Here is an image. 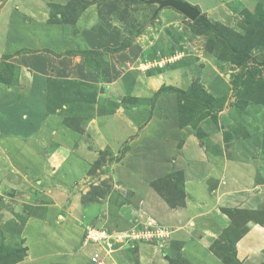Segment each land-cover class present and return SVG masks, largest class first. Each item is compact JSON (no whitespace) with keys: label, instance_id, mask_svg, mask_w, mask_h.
<instances>
[{"label":"crops","instance_id":"crops-1","mask_svg":"<svg viewBox=\"0 0 264 264\" xmlns=\"http://www.w3.org/2000/svg\"><path fill=\"white\" fill-rule=\"evenodd\" d=\"M73 1L85 5L82 8L76 6V17L69 20L67 16L75 7L72 0H0V65L8 63L14 78L3 79V68L8 67L3 66L0 75V144L7 143L8 138H15L9 142L11 144L18 142L17 147L9 148L16 161L13 167L18 173H24V170L32 173L27 165L41 155L38 154L40 149L36 150L39 143L43 144L39 166L45 165V157L55 153L65 159V166L70 171L80 166L79 159L92 161L104 152L120 153V157L109 163L106 161L98 169L97 180H114L112 187L91 201L81 199V203L80 198L90 186L86 183L78 188L73 180L54 181L51 178L58 169L57 164L54 158L48 162L43 179L48 181L45 185L55 197L50 203L39 204L44 206V212L31 213L24 219L20 236L27 240L30 248L22 260L13 264H94L91 256L100 249L84 241L87 229L96 226L115 232L124 224L132 239L130 231L134 225L141 228L137 232H142L146 225L149 232L159 227L162 236L152 237L146 244L142 237H135L132 245H120L108 252L101 250L105 257L110 255L109 259L115 264H171L172 255L185 264H230L216 253L214 246L222 233L233 227L239 209H243L240 213L252 212V216L246 217L242 231L233 227L241 231L233 241L235 264H261L264 261V221L254 215L264 207V163L256 169L258 159L252 155L258 153L254 133H264V104L249 101L255 105V110L243 114L249 135L234 140L230 158L207 150L199 144L190 123L180 121L178 91L166 89L154 98V103L144 102L162 85L187 91L192 83L191 76L206 77L204 70L199 72L198 66L190 63L186 73H180L176 68L179 66H174L146 74L155 66H151V60L144 62L146 58L143 59L141 54L145 53L146 46L136 37L123 50L109 54L110 62L112 59L114 64L118 63L115 64L117 73L113 74L118 78L107 77L104 82L108 88L104 94L107 100L112 99L120 106L114 111L98 113L95 104L97 81L91 77L85 59L67 51H102L119 46L121 37L108 24L110 20L104 19L103 12L106 11L105 6L101 9L102 0ZM259 1L264 3V0ZM187 2L196 4L200 13L212 21H216L213 15L218 12L217 8L220 11L227 7L222 0L215 1L214 6L200 0ZM158 16L164 18L169 27L182 19L172 8L159 10ZM108 17L106 14V19ZM167 26L163 29L173 33L174 28ZM197 50L198 54L209 57L201 49ZM109 67L103 68L102 74L111 76ZM123 69L134 75L130 95L137 100L133 102L124 100L126 97L119 99L111 83L118 79V96L126 94L121 79ZM208 85L210 93L221 97L223 91L216 77H212ZM221 113L220 110L217 112L216 122L211 119L207 122L214 125L211 137L214 136L213 143L219 145L223 143V128H216V123L222 121ZM81 114L88 117L76 126L64 122L70 115ZM87 141L90 145L85 143ZM44 149L52 154L48 155ZM1 153L0 174L4 176L11 158ZM192 162H206L205 172L199 171V166ZM83 170L78 168L76 175L81 174L77 178L78 185L94 176L89 173L82 177ZM178 172L184 176L181 185L176 183ZM207 178L213 181L209 182ZM160 185L168 187L177 201L169 202L158 190ZM67 187L75 192H72L73 200L67 210L61 214L59 212L66 205L64 191ZM78 189H82L81 193ZM119 193L126 194V201L111 202ZM36 201L33 205H37ZM149 222L157 227L150 226ZM115 223L119 228L112 227ZM121 247L125 250L121 251Z\"/></svg>","mask_w":264,"mask_h":264},{"label":"rangeland","instance_id":"rangeland-1","mask_svg":"<svg viewBox=\"0 0 264 264\" xmlns=\"http://www.w3.org/2000/svg\"><path fill=\"white\" fill-rule=\"evenodd\" d=\"M102 1L103 6H101V9L105 6L106 11L103 12L104 19L110 20L108 24H110L114 28L115 32L121 37L119 46L122 42L129 43L136 37L140 38V43H145V53L142 52L144 54H141L143 59L146 58L144 62L147 63V60H151V66H155L154 68L148 69L145 72L146 74L152 73L153 71H159L161 69H171L174 66H179L176 68L180 70V73H186V67L190 63H195L199 68V72H203L204 70L206 77H199V75L191 76L192 83L188 86L187 91H184V94L178 95V112L180 115V121L190 123V126L193 127L192 132L194 131V135L199 140V144H202V146H204L207 150H210L215 154L219 153L223 157L225 156L230 158L234 150L232 144L234 140L243 139L249 135L246 132V125L244 124L243 118V114L245 113L244 111L250 112L251 110H255V105H252L249 101L264 104V3L259 0H222L226 2L227 7H222L223 9L220 8V11L219 8H217L218 12H216V15H213V17L216 21L222 23L228 29L222 27V29H218L219 33L215 34L211 30L197 32L199 26L194 23L191 24L190 22L192 21L187 19L181 13L179 14H181L182 19L179 23L182 25L176 23L174 26L169 27L167 26L168 23H164V18L160 19L158 14L153 16V12L157 7V4L147 3L144 0ZM200 1H203L207 5L214 6L213 3L217 0ZM77 3L78 1L73 0L71 2L72 6L75 7H72L73 9L70 10V13L67 16L69 20H73V17H76V6L82 8L85 5L83 2H81L83 4ZM188 3L191 4L190 2ZM191 5L197 7L196 4ZM106 14H108L110 18L108 17V19H106ZM62 18L65 19V15H62ZM165 26L174 28L173 33L163 29ZM14 35L17 37L18 32L14 33ZM224 37L228 43L245 51L248 54V57H246L244 61H240L234 51L227 47V42L223 39ZM197 48L201 49L202 52L207 54L209 57L204 55L202 56L200 53L198 54ZM86 50L87 49H79L75 50L74 53L85 59L86 65L91 71V77L97 81V95L95 99L97 112H109L111 107H118L120 106V103L114 102L112 99L111 101L106 99L107 97L104 93H106L108 84L104 81H106L107 77H112L111 80L118 78L113 75L117 73L115 68L118 63L116 62L115 65L112 59L110 62L109 54L119 52L120 50L111 51L110 49L105 48L100 51L98 55L88 54L86 53ZM37 51H39V49ZM5 63H2L3 66L8 67H5L6 69L3 68V79L13 80L14 78L12 79L11 77L12 68L9 67L10 65L8 63ZM2 67L0 65V75ZM106 67H109L108 73H110L111 76H105L102 74L103 68ZM125 70L126 69L122 70L124 71L125 76H122L121 79L125 83L126 94L118 96V88L116 86V83L119 81L118 79L116 81H111V83L114 87L116 96L118 98L120 97L119 99L126 97L124 100L133 102L137 99L130 95L131 86L129 85L133 83L134 75L129 74V72L126 73ZM212 77L217 78L218 83H220V89L223 91L220 93V99L217 98L216 95L210 93L211 89L208 84ZM218 77L220 78L218 79ZM152 94L153 95L149 96L150 99L148 98L147 101L144 102H151V104L154 103V98L158 94H155V92ZM128 98H130V100ZM259 109L260 108H258V110ZM219 110L222 112L219 116L223 117L219 124L216 123V128L219 129L220 126L223 128V131H221L223 143L220 145L213 143L215 137H211V133L214 132V125L207 123L210 119L216 122L218 115L217 112ZM87 117L88 115L85 114L70 115L64 119V122L68 125L76 126L82 119H86ZM258 133L259 132L254 133V136L257 138L256 147L258 149V153L252 155L257 156L255 159H258L256 169L260 168L261 164L264 163V133H259V135ZM11 140H15V138H8L6 141L7 143L0 144L1 154L11 158L9 160L11 165L6 167V169L8 168V171L3 172L5 173L4 176H1L0 174V264H5V258H8L9 260L16 253L18 254V252L20 257L26 254L30 247L27 244V240L20 236L24 219H26L31 213L39 215L44 212V206L41 207L42 205L39 204H43V202L46 203L47 201L49 202L55 197L52 190L48 189V185H45L46 183L48 184V181L43 179V173L47 170L49 164L48 162H52V159L54 158L55 164H57L56 166L58 169L56 168L57 170L52 173L53 176L51 178L54 181L70 182V180H73L74 184H76L78 188L82 185L83 187L86 186V183L87 186H90L89 189L86 188V192H84L82 195L83 197L80 198L79 201L81 203V199H84V201H91V198H95L97 194L105 193L107 189L112 187L114 180L111 182H108L109 180L107 178L101 181L97 180L99 173L98 169L102 168V165L105 164L106 161L109 163V161L112 162L113 159L118 160L120 157V153L112 155V153L106 154V152H104L102 156L100 155L99 157L93 159V163L89 159H85V162L79 159V167L81 170L84 169L82 177H84V174L89 173L94 176H91L87 181H83L81 185H78L79 179L77 178H79L81 174L78 176L76 174L79 167L70 171L67 169V166H65V159L59 157L56 153L53 156L45 157L46 163L44 166L37 165V163L42 161L43 158V156H41L43 153V150H41L43 146L42 143H39L40 146H37L36 148V150L40 149L38 154L40 153L41 157L39 156L37 160H30L27 165L28 169H30V172L32 173L30 174L29 171L26 172V170H24V173H18L15 167H13V163L16 161L15 158L12 157L9 149L13 146L17 147L18 142L16 144H11L9 143ZM85 143L90 145L88 141ZM28 145L33 146L32 143H29ZM46 145L47 148L48 144ZM50 145L54 144L50 143ZM44 151H47V149H44ZM119 151L121 152L120 149ZM46 153L49 155L51 152L47 151ZM192 163L196 164L195 166H199V171L203 173L205 172L206 162ZM2 169L4 168L2 167ZM93 178L95 179V184L93 183ZM182 179H184L183 173L179 174L177 177L178 181ZM207 180L209 182L213 181L209 178H207ZM66 190L67 191H64L67 195L65 199L66 205H63V210L59 212L61 214L65 213L67 210V207L73 200L72 192H75V189H72L71 187H67ZM158 190L167 198L169 202L174 200L177 201V199L172 196L168 187L160 185L158 186ZM78 191L81 193L82 189H78ZM31 195L35 196L33 199H37V205H33L35 200L32 201L33 199L29 197ZM120 199L122 202L126 201V194L123 196V194L119 193L118 196L113 198V201L111 200V202L115 203ZM237 207L240 206L237 205ZM240 211L243 212V209L236 211V218L233 220L232 225L242 231L241 228L244 227L246 217L252 216V212L244 211V213H240ZM16 215L21 218H17ZM254 217L263 222L264 207L257 211ZM114 221L117 222V220ZM149 223L152 227L156 225H154L153 222ZM112 227L119 228L117 223H115ZM126 229L128 228H126V224H124L122 229H115V232L112 229L109 230V233L117 235V241L113 244V248H118L120 245H124V247L129 244L132 245V241L135 240V237H142L143 239L141 240H143L142 242L145 244L146 242H150L152 240V231L151 233L149 232L150 230L148 229V225H146L145 229L139 233L134 232H137L141 228L139 229V227L135 225L132 226L130 233H133V239L132 235L128 236L129 233L127 232H129V230L127 231ZM158 236H162V233H159ZM138 240L140 241V239ZM221 240L222 236L218 239L216 246H214L216 253L221 255L225 262L235 264L236 260L234 253L229 250L227 245L224 246L225 244ZM124 247H121L122 250H120H125ZM98 248L102 251L106 249L108 250V247L105 249L103 246H98ZM109 258L105 257L100 259L101 261H99V263L115 264V262ZM171 258V264H174V262L176 264H185L182 260L176 258V256L172 255ZM94 264L96 263L94 262ZM261 264H264V261Z\"/></svg>","mask_w":264,"mask_h":264},{"label":"trees","instance_id":"trees-1","mask_svg":"<svg viewBox=\"0 0 264 264\" xmlns=\"http://www.w3.org/2000/svg\"><path fill=\"white\" fill-rule=\"evenodd\" d=\"M198 8V7H197ZM191 24L192 23H194V24H196V25H198L199 26V28L197 29V32H202V31H205V30H211V31H213L215 34H218L219 33V30L218 29H222V27H224V28H226V29H228L226 26H224L222 23H220V22H218V21H212V20H210L206 15H204V14H202V13H200V15L194 20V21H192V22H190ZM220 24H222V25H220ZM191 26V25H190ZM196 32V31H195ZM234 33H236V32H234ZM224 39V41L225 42H227V40H226V38L224 37L223 38ZM130 43V42H129ZM128 42H122L121 43V45L120 46H118V47H113V48H111V47H108V48H106V49H110L111 51H119V50H122V49H124L128 44H129ZM226 45H227V47L228 48H230L231 50H233L234 51V53L237 55V57H238V59L240 60V61H244V59L246 58V57H248V54L245 52V51H243L242 49H240V48H236V47H234L232 44H230V43H226ZM68 53H70V54H72V53H74V51L73 50H69V51H67ZM77 52H79V51H77ZM81 53V52H80ZM86 53H88V54H94V55H98L99 53H100V51H96V50H91V49H87L86 50ZM6 57V56H5ZM239 63V62H238ZM123 76H125V75H123ZM132 85V84H131ZM131 85H129V86H131ZM128 89V88H127ZM166 89H171V90H176V91H178V93L179 94H184L185 92L183 91V90H180V89H176V88H174V87H171V86H166V85H162L156 92H155V94H159L160 92H162V91H165ZM154 97H155V95H154ZM181 98H183V97H181ZM129 100H130V98H128ZM145 101H147V99H145ZM180 107H181V105H180ZM115 108H116V106H113V107H111L110 109H109V111H114L115 110ZM179 174H181V172H178V175ZM171 176H173V174L171 175ZM181 181L182 180H180V181H176V183H178V185L180 184L181 185ZM175 186L179 189L180 187L179 186H177V184H175ZM109 232V231H108ZM113 232V231H112ZM233 232H235V235L233 236V235H231V233H233ZM241 235V231L239 230L238 231V229L236 230L235 228H233V227H229V228H227L223 233H222V240L225 242V245L224 246H228V248H229V250L232 252V253H234V248H233V241H234V239L236 238V237H238V236H240ZM226 239L228 240L229 239V242L228 243H226ZM232 249V250H231ZM224 250H226V249H224ZM23 256V255H22ZM22 256L20 257L19 256V252H18V254L16 253L13 257H11L9 260H8V258H5V260H4V263L5 264H13V263H15V262H17V261H19V260H21L22 259ZM10 261V262H9Z\"/></svg>","mask_w":264,"mask_h":264},{"label":"built area","instance_id":"built-area-1","mask_svg":"<svg viewBox=\"0 0 264 264\" xmlns=\"http://www.w3.org/2000/svg\"><path fill=\"white\" fill-rule=\"evenodd\" d=\"M139 233V232H137ZM151 233V232H150ZM161 233L159 230V227L156 228V230L152 231L151 236L152 237H159L158 234ZM117 235H113L109 233L106 229L104 228H95L91 227L87 229V232L85 234V241L94 244L97 247L98 246H103L105 249L108 247V249L113 248V244L117 241ZM107 250V249H106ZM108 252V250H107ZM91 259L96 263L100 264L99 261L100 259H103V255L100 254V252H94L93 255L91 256Z\"/></svg>","mask_w":264,"mask_h":264},{"label":"water","instance_id":"water-1","mask_svg":"<svg viewBox=\"0 0 264 264\" xmlns=\"http://www.w3.org/2000/svg\"><path fill=\"white\" fill-rule=\"evenodd\" d=\"M144 1L147 3L157 4V7L153 12V16L158 14L159 10L167 7L178 11L190 21H194L200 15V11L196 6H193L184 0H144Z\"/></svg>","mask_w":264,"mask_h":264},{"label":"clouds","instance_id":"clouds-1","mask_svg":"<svg viewBox=\"0 0 264 264\" xmlns=\"http://www.w3.org/2000/svg\"><path fill=\"white\" fill-rule=\"evenodd\" d=\"M87 232V231H86ZM86 232H85V234H86ZM85 237V236H84ZM84 241H85V238H84ZM88 243V242H87ZM90 244V243H89ZM100 252V254H102L101 253V250L99 251ZM103 255V254H102ZM103 258H105V255H103ZM92 260V259H91ZM93 261V260H92ZM94 262V261H93Z\"/></svg>","mask_w":264,"mask_h":264}]
</instances>
